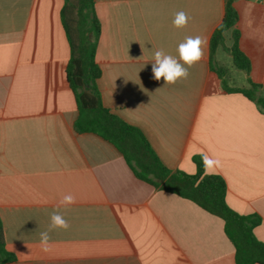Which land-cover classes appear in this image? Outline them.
Here are the masks:
<instances>
[{"label":"crops","instance_id":"obj_1","mask_svg":"<svg viewBox=\"0 0 264 264\" xmlns=\"http://www.w3.org/2000/svg\"><path fill=\"white\" fill-rule=\"evenodd\" d=\"M62 5L0 0V221L11 264H235L220 218L138 180L111 144L74 131ZM234 6L254 51L249 73L226 68L221 47L210 58L225 0H94L97 87L104 107L137 128L166 168L192 175L194 156L218 160L210 175L224 179L231 210L260 217L253 234L264 244V115L222 90L264 86V0ZM181 10L190 20L177 29ZM197 35L205 55L188 78L155 80L154 51L178 56L179 43ZM65 194L76 198L60 208L70 228L51 232L43 251L39 234Z\"/></svg>","mask_w":264,"mask_h":264},{"label":"trees","instance_id":"obj_2","mask_svg":"<svg viewBox=\"0 0 264 264\" xmlns=\"http://www.w3.org/2000/svg\"><path fill=\"white\" fill-rule=\"evenodd\" d=\"M60 19L64 30L69 59L65 76L74 101L77 116L73 129L77 134H91L111 144L123 157L134 176L155 189H160L189 200L205 212L223 221L224 234L234 248L235 264H264V244L253 230L260 223L258 215H240L226 204V183L219 175L205 173L201 155L192 158L195 173L171 171L158 159L145 136L104 107L97 87L100 69L95 60L100 31L94 11V0H62ZM239 20L234 0H225L222 23L214 31L210 42V58L221 47L230 55L236 69L249 73L252 67V46L242 39L237 28ZM90 35V37H89ZM229 36L230 46H224ZM225 71L218 69L221 77ZM225 93H238L251 101L264 115V86L248 80L247 88H229ZM16 261L6 251L0 221V264Z\"/></svg>","mask_w":264,"mask_h":264},{"label":"clouds","instance_id":"obj_3","mask_svg":"<svg viewBox=\"0 0 264 264\" xmlns=\"http://www.w3.org/2000/svg\"><path fill=\"white\" fill-rule=\"evenodd\" d=\"M189 20L188 14L181 10L174 14L172 23L175 28L181 29L187 26ZM206 44L207 40L205 37L199 35L186 36L177 47L178 56L166 54L162 48L155 50L152 59L153 78L157 81L163 78L165 85H174L178 81L187 79L189 68L204 58ZM201 158L206 173L211 174L220 166L218 160L207 154H201ZM75 202L76 198L72 194H65L58 202L56 210L51 213L48 229L39 234L40 246L43 251L47 252L51 250V232L58 230L66 231L70 228L69 222L65 219L60 208L66 209Z\"/></svg>","mask_w":264,"mask_h":264},{"label":"rangeland","instance_id":"obj_4","mask_svg":"<svg viewBox=\"0 0 264 264\" xmlns=\"http://www.w3.org/2000/svg\"><path fill=\"white\" fill-rule=\"evenodd\" d=\"M218 53L220 54V52H217L216 56H214V62L216 60V57L219 55ZM224 57H225V60L223 61V65L226 68H228L229 70H232V71H234L236 73H240V74L244 73L242 71H238V70H235V68H233L231 59H230V57L227 54H224Z\"/></svg>","mask_w":264,"mask_h":264},{"label":"water","instance_id":"obj_5","mask_svg":"<svg viewBox=\"0 0 264 264\" xmlns=\"http://www.w3.org/2000/svg\"><path fill=\"white\" fill-rule=\"evenodd\" d=\"M89 37H90V35H89Z\"/></svg>","mask_w":264,"mask_h":264}]
</instances>
